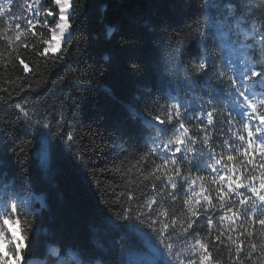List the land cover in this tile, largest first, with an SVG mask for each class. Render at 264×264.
Segmentation results:
<instances>
[{
	"label": "snow or ice",
	"instance_id": "obj_1",
	"mask_svg": "<svg viewBox=\"0 0 264 264\" xmlns=\"http://www.w3.org/2000/svg\"><path fill=\"white\" fill-rule=\"evenodd\" d=\"M47 4L48 0H32L26 17L18 13L22 8L18 0H0V44L4 46L0 57L4 51L9 56L18 53L22 39L26 34L35 38L39 26L50 34L43 39L39 56L58 54L55 60L63 62L85 3L52 0ZM198 7L203 23L190 59L184 33L166 22L143 19L136 23L149 42L124 62L123 71L114 55L104 53L98 67L89 64L70 70L75 97L69 93L54 103L47 98L30 100L41 85L33 88L24 81L16 100L10 94L4 100L0 129H27L14 151L28 153L38 137L39 166L54 173L63 145L77 166L88 169L109 215L124 222L117 225L120 235L104 245L115 253V262L83 258L75 246L62 250L50 245L48 252L57 264H225V248L227 264H264V243H250L244 251V237H253V232L245 229L234 237L216 231L213 235L212 228L214 220H228L231 231L235 218L243 217L264 229V96L249 94L250 89L264 91V82L254 80L262 74L256 67L237 75V69L247 63L264 64V20L245 17L244 0H199ZM101 12L107 14L108 5ZM104 30L105 39L117 36L121 47L141 43L138 36L125 37L118 23L106 22ZM237 43L243 50L238 65L223 59L224 50H232ZM257 47L259 59L245 54ZM14 59L24 73L29 72L19 55ZM93 67L96 70L90 76L88 69ZM109 67L119 72L120 82L130 92L115 118L111 143L102 146L96 131L82 132L80 119L85 94L95 77L104 76ZM105 92L112 95L113 89ZM109 149L113 155L101 165ZM235 153L242 160L239 168ZM133 170L149 173L144 177L151 180L147 190H142L143 184L116 183L117 177L126 181ZM22 203L26 204L24 215L14 202L10 211L0 213V264H28L37 209L30 196ZM38 207L43 211L49 205L40 199Z\"/></svg>",
	"mask_w": 264,
	"mask_h": 264
},
{
	"label": "trees",
	"instance_id": "obj_2",
	"mask_svg": "<svg viewBox=\"0 0 264 264\" xmlns=\"http://www.w3.org/2000/svg\"><path fill=\"white\" fill-rule=\"evenodd\" d=\"M18 3L22 6L18 13L22 12L24 16H29L27 5L31 4L32 0H18ZM84 3L83 11L76 20L72 47L63 62L55 60L54 57L58 54H51L46 58L39 56L38 53L43 49V39H48L50 36L39 26L35 29L38 33L35 38L26 34L22 39L18 53L9 56V52L4 51V56L0 57V109L3 108V102L9 94L13 100L17 99V91L24 81L33 88L37 84L41 85L37 93L31 94L30 100L47 98L49 103H54L65 99L69 93L74 97L77 96L78 93L72 88L74 78L70 70L87 68L89 64L98 67L104 53L114 55L119 61V69L123 71L126 67L124 62L132 58L140 47L146 46L150 39L143 34V29L136 23L139 20L148 19L157 24L166 22L171 29L184 33L189 59L191 50L196 48L198 39L196 33L203 23V16L198 7L199 0H187V2L186 0H84ZM244 3L245 17L264 20V0H244ZM51 4L52 0H48L46 7ZM104 5H108L107 14L101 12ZM106 22L118 23L125 37L138 36L141 43L136 47L131 45L121 47L117 36H113L111 40L105 39ZM247 28L250 30L251 24ZM119 34L121 33L117 35ZM78 48L81 49L80 54H77ZM231 49L224 50L223 59L232 60L238 65L243 50L239 43L231 45ZM3 50L4 46L0 44V51ZM245 54L259 59L258 47L255 51ZM16 55L29 65L28 73H24L23 66L14 59ZM253 67L262 73L254 80L264 82V64L247 63L245 68L237 69V75L247 74ZM95 70V67L89 68V75L94 74ZM106 88L113 89V94L108 95L105 92ZM129 92L130 89L120 82L119 72L115 68L109 67L102 77L97 75L91 89L85 94L80 119L82 132H87L88 129L96 131L101 138L99 143L102 146L111 143L115 118L127 103ZM249 94L264 96V91L250 89ZM181 100H184L183 96ZM233 115L235 116V113ZM26 134V128L9 129L5 126L0 129V213L10 211V205L14 202L18 213L24 215L26 204L22 203V200L26 196L32 198V206L37 209L26 258L39 257L47 264H57V258L49 254L48 248L50 245H58L62 250L68 246L79 248L83 252V258L111 259L115 262V253L106 249L104 245L120 235L122 229L117 225L124 222L116 221L100 202L88 169L84 165L77 166L70 152L63 145H60L61 156L56 162V171L53 173L41 168L36 158L39 148L38 137L28 153L21 155L14 151L16 144ZM209 134H212L211 130ZM235 147L239 148V143ZM217 151L219 152V149ZM112 155V150H105L100 160L101 165L105 163V157L110 159ZM235 155L238 157L235 163L239 168L242 160L239 153ZM148 174V172L142 175L136 174L133 170L126 181H121L117 177L116 183L130 182V187H139L143 184L142 190H147L151 186V180H145L144 177ZM40 199L49 205L46 210L39 209ZM165 207H168L167 203ZM174 207L179 211V204ZM202 223L206 228V222ZM229 224L228 220L220 223L214 220L213 235L216 231L234 237L245 229L253 232V237H244L245 252L250 243L258 245L264 243V229L258 222L253 224L243 217H238L231 223V231ZM222 258L227 264L226 248L222 250Z\"/></svg>",
	"mask_w": 264,
	"mask_h": 264
},
{
	"label": "water",
	"instance_id": "obj_3",
	"mask_svg": "<svg viewBox=\"0 0 264 264\" xmlns=\"http://www.w3.org/2000/svg\"><path fill=\"white\" fill-rule=\"evenodd\" d=\"M28 264H47L43 258L39 257H27Z\"/></svg>",
	"mask_w": 264,
	"mask_h": 264
},
{
	"label": "rangeland",
	"instance_id": "obj_4",
	"mask_svg": "<svg viewBox=\"0 0 264 264\" xmlns=\"http://www.w3.org/2000/svg\"><path fill=\"white\" fill-rule=\"evenodd\" d=\"M249 30V29H248Z\"/></svg>",
	"mask_w": 264,
	"mask_h": 264
}]
</instances>
